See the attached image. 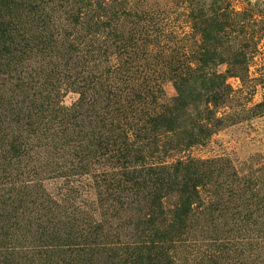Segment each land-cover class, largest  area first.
Listing matches in <instances>:
<instances>
[{"label":"trees","instance_id":"trees-1","mask_svg":"<svg viewBox=\"0 0 264 264\" xmlns=\"http://www.w3.org/2000/svg\"><path fill=\"white\" fill-rule=\"evenodd\" d=\"M181 1L189 5L187 19L201 26V44L194 66L169 70L176 96L168 100L161 73L149 67L152 28L162 21L154 9L56 10L48 0H0V140L7 139L3 129L10 124L31 136L40 128H63L59 145L72 151L77 164L105 167L92 176L100 208L104 194L126 208L140 205L129 242L100 240L102 221L95 216L81 221L77 234L56 238V246L74 249L70 254L78 257L67 264H90L86 256L102 253L108 264H176L174 251L198 215L228 220L246 235L245 243L239 235L232 243L217 240L218 254L208 252L206 263L228 251L247 260L264 245L257 247L252 236L264 231V200L246 197L248 188L230 174L227 160L181 155L221 126L216 109L232 92L227 80L241 77L257 52L246 26L258 22L259 3ZM37 56L52 61L53 69L46 64L28 72L26 62ZM219 65L226 69L217 71ZM67 73L63 84L78 94L70 106L61 101ZM31 90L36 93L28 99ZM7 148L15 158L25 149L20 138L9 139Z\"/></svg>","mask_w":264,"mask_h":264},{"label":"rangeland","instance_id":"rangeland-1","mask_svg":"<svg viewBox=\"0 0 264 264\" xmlns=\"http://www.w3.org/2000/svg\"><path fill=\"white\" fill-rule=\"evenodd\" d=\"M240 1L234 0L233 4H239ZM249 1L252 4L255 1L259 3L255 6L258 22L246 26L248 37L253 42L249 45L253 47L256 44L257 52L241 77L227 80L232 92L216 109L217 117L222 119L221 126L215 129L206 143L188 149L181 155L227 160L230 174L235 172L237 182L248 188L246 197L258 202L264 200V0ZM48 5L56 10L82 6L125 8L128 5L140 9L149 7L160 13L162 21L156 22L152 28L154 33L150 40L154 49L149 67L161 73V87L168 100L176 96L169 70H183L190 62L191 66L195 65L201 44V26L187 19L189 5L186 2L48 0ZM51 63L39 56L26 62L28 72L44 70L46 64L48 70H52ZM72 67L70 63L68 71ZM215 69L223 72L226 65H219ZM61 70L56 71L59 78L63 76ZM70 75L67 73V78L64 76L61 82L64 93L61 101L65 106H70L78 99V94L63 84ZM32 93L36 91H29L28 99ZM62 130L54 125L47 130H35L31 136L21 125L4 126L3 133L8 135L6 140H0V264H67L78 257L70 254L74 252L69 250L74 249L56 246L60 244L56 238L65 233L77 234L82 229L83 220H88L90 216L102 221L101 235H98L100 240L129 242L134 238L132 225L138 217L134 209L137 210L140 205L131 204L126 208L125 205L106 199L104 194L101 196L103 201L100 208L92 176L105 167L90 164L82 168L77 164L72 151L59 145ZM11 138H20L24 143L23 154L16 158L7 153ZM229 190L221 191L226 193L224 198ZM210 222L206 216H196L185 237L186 241L174 251L176 264H249L250 261L251 264H264V245L253 251L254 256L247 260H240L241 257L237 260L233 252L228 251L221 256L220 262L213 259L212 263H206L208 252L218 254L217 240L227 239L232 243V239L239 235L245 243L246 237L244 233H236L228 220ZM252 236L256 238L253 243L257 247L262 245V241L264 243V231L262 233V230L256 229ZM85 259L90 264H108L105 253L86 256Z\"/></svg>","mask_w":264,"mask_h":264}]
</instances>
